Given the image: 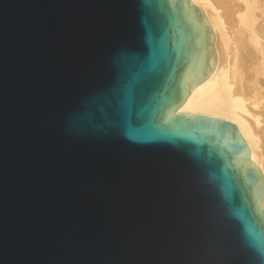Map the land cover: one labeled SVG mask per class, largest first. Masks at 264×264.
<instances>
[{
  "label": "water",
  "instance_id": "1",
  "mask_svg": "<svg viewBox=\"0 0 264 264\" xmlns=\"http://www.w3.org/2000/svg\"><path fill=\"white\" fill-rule=\"evenodd\" d=\"M191 0H0V264H252L264 175Z\"/></svg>",
  "mask_w": 264,
  "mask_h": 264
},
{
  "label": "bare ground",
  "instance_id": "2",
  "mask_svg": "<svg viewBox=\"0 0 264 264\" xmlns=\"http://www.w3.org/2000/svg\"><path fill=\"white\" fill-rule=\"evenodd\" d=\"M191 1L202 8L212 27L218 61L211 75L191 91L181 111L221 117L237 124L251 150V160L264 175V125L259 121L253 125L248 119L251 110L260 108L262 102L251 97L239 76V60L251 50L258 51L264 70V37L257 29L258 11L263 8L259 0ZM235 25L248 36V42L232 31Z\"/></svg>",
  "mask_w": 264,
  "mask_h": 264
},
{
  "label": "rangeland",
  "instance_id": "3",
  "mask_svg": "<svg viewBox=\"0 0 264 264\" xmlns=\"http://www.w3.org/2000/svg\"><path fill=\"white\" fill-rule=\"evenodd\" d=\"M262 10L258 11L259 20L257 22V29L264 37V0H259ZM232 31L241 34L245 41L248 42L249 38L244 32L235 25ZM258 51L251 50L247 57L239 60V76L245 83L247 90L250 91L251 97L257 101H261V107L251 110L252 115L248 116L249 121L256 125L259 121L260 125H264V70L261 67L260 59L257 55ZM255 123V124H254ZM259 129V128H258ZM262 142L264 144V133L262 134Z\"/></svg>",
  "mask_w": 264,
  "mask_h": 264
},
{
  "label": "clouds",
  "instance_id": "4",
  "mask_svg": "<svg viewBox=\"0 0 264 264\" xmlns=\"http://www.w3.org/2000/svg\"><path fill=\"white\" fill-rule=\"evenodd\" d=\"M249 248L254 254L252 264H264V245L249 244Z\"/></svg>",
  "mask_w": 264,
  "mask_h": 264
}]
</instances>
